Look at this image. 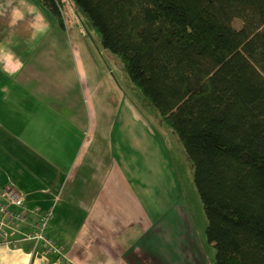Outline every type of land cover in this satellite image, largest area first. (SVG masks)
<instances>
[{"label": "crops", "instance_id": "crops-1", "mask_svg": "<svg viewBox=\"0 0 264 264\" xmlns=\"http://www.w3.org/2000/svg\"><path fill=\"white\" fill-rule=\"evenodd\" d=\"M24 7L0 17V46L24 65L13 77L0 71V191L14 187L24 195L25 209L52 212L48 235L65 260L32 258L30 244L18 250L0 245V264H209L200 245L183 236L175 215L164 222L169 214L150 205L147 183L159 181L163 195L169 186L153 136L114 134L123 100L114 111L101 96L84 100L104 88V78L97 83L100 78L87 74L84 80L85 67L76 72L67 37L29 35L41 23L56 30L60 24L41 2ZM20 10L28 16L24 36L12 31L15 20L21 23ZM77 52L85 66L86 51ZM98 74L108 77L105 68ZM165 196L168 203V190Z\"/></svg>", "mask_w": 264, "mask_h": 264}, {"label": "trees", "instance_id": "trees-1", "mask_svg": "<svg viewBox=\"0 0 264 264\" xmlns=\"http://www.w3.org/2000/svg\"><path fill=\"white\" fill-rule=\"evenodd\" d=\"M72 2L180 138L214 264H264V0Z\"/></svg>", "mask_w": 264, "mask_h": 264}, {"label": "rangeland", "instance_id": "rangeland-1", "mask_svg": "<svg viewBox=\"0 0 264 264\" xmlns=\"http://www.w3.org/2000/svg\"><path fill=\"white\" fill-rule=\"evenodd\" d=\"M39 4V0H23V3H21V0H0V17L4 10H8L12 14L14 10L24 9V6L33 7ZM63 10L66 28L64 29L61 26L57 30L56 26H53L52 29L47 28L44 33L47 34L45 36L50 37L57 34L67 37L70 47L75 50L76 72L78 73L77 70L84 67L86 69V74L85 72L82 74L84 80H86L87 74L92 78V81L100 78L97 83L102 80L101 78H104L102 80L104 88L95 97L91 93L85 94L84 100L97 99L101 96L106 100L108 111L109 109L114 111L116 106L123 100L122 115H116L115 120L119 119V123L114 134H150L153 136L156 146L162 150L165 158L164 170L169 180V186L167 187L169 202H166L167 190L163 195L164 191L158 185L159 181H155L156 183H147L148 198L154 200V204L151 203L150 205L156 213L169 214L166 215L168 218H165L164 222L170 221V216L175 215L177 219L175 218L173 221L178 222L181 232L185 233L183 236L192 245L195 243L198 246L199 244L202 248V258L207 260L209 264H214L216 250L206 240L205 231L208 220L194 183V166L180 138L162 119L157 109L144 97L140 89L131 82L122 60L103 49L99 38L75 8L72 0H63ZM20 13L23 15L22 20H20L21 23L15 20L12 31L14 30L16 34L19 29V35L24 36L25 33L21 28L26 25L25 22L28 16L25 10H20ZM12 18L15 19V16ZM234 26L240 28L241 22L236 20ZM28 33L29 35L39 34L36 31L31 33L28 31ZM62 46L64 44H60L61 50H65ZM82 48L86 51L85 66L81 63L77 52L82 51ZM99 68H105L108 77H104V74L100 76L98 74ZM141 160L140 157L137 164L140 177L144 172L141 167ZM131 168L130 175L135 173L133 164ZM139 176L138 179H140Z\"/></svg>", "mask_w": 264, "mask_h": 264}, {"label": "built area", "instance_id": "built-area-1", "mask_svg": "<svg viewBox=\"0 0 264 264\" xmlns=\"http://www.w3.org/2000/svg\"><path fill=\"white\" fill-rule=\"evenodd\" d=\"M52 218L51 211L25 209V197L18 189L0 191V245L18 250L22 244H30L32 258L51 256L63 262V248L48 235Z\"/></svg>", "mask_w": 264, "mask_h": 264}, {"label": "clouds", "instance_id": "clouds-1", "mask_svg": "<svg viewBox=\"0 0 264 264\" xmlns=\"http://www.w3.org/2000/svg\"><path fill=\"white\" fill-rule=\"evenodd\" d=\"M21 3H23V0H21ZM33 27L35 28V25ZM46 30L47 25L43 23L36 28V31L40 34L45 33ZM23 66L22 59L11 48L0 46V71H3L9 77H13Z\"/></svg>", "mask_w": 264, "mask_h": 264}]
</instances>
